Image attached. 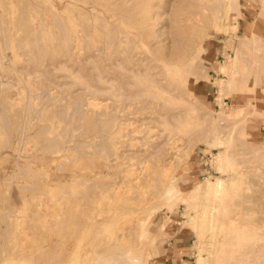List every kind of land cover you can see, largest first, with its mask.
<instances>
[{"label": "rangeland", "instance_id": "obj_1", "mask_svg": "<svg viewBox=\"0 0 264 264\" xmlns=\"http://www.w3.org/2000/svg\"><path fill=\"white\" fill-rule=\"evenodd\" d=\"M73 1L0 0V122L7 129L0 123V264H95L109 253L111 260L119 246L136 256L147 250L141 264H168L166 249L172 241L179 256L175 264H198L201 256L211 264H234L244 252H264V152L254 153L264 146L259 128L264 118L259 113L264 52L256 51L263 59L258 77L254 68L248 69L247 63H254L249 56L253 51L247 50L238 69L239 92L219 94V81L228 79L220 67L241 48L243 36L256 33L264 43L259 21L244 15L238 18L239 27L230 26L236 14L227 19L222 4L212 24L201 8L207 0ZM240 2L243 14L257 12L252 5L259 0ZM109 34L119 40L116 46L108 43ZM147 74L163 91L150 84ZM133 75H141L142 82H134ZM254 81L255 92H245ZM86 87L98 89V94ZM137 92L144 97H125ZM152 94L157 95L154 101ZM250 99L256 102L253 112L219 118L221 109L234 113ZM77 100L85 104L80 110ZM217 133L230 141L218 144V136L213 139ZM220 151L232 155L227 170L218 169ZM20 163L29 170L18 175ZM127 170H142L146 185L153 184L135 189L134 203L116 195L126 184ZM217 178L224 180L229 205L223 226L209 221L215 203L211 194L187 198L201 192L198 184ZM168 185L181 193L167 196ZM129 202L133 212L123 215ZM141 220L147 234L141 231ZM120 228L131 233L126 242L118 241ZM185 238L189 241L177 242Z\"/></svg>", "mask_w": 264, "mask_h": 264}, {"label": "bare ground", "instance_id": "obj_2", "mask_svg": "<svg viewBox=\"0 0 264 264\" xmlns=\"http://www.w3.org/2000/svg\"><path fill=\"white\" fill-rule=\"evenodd\" d=\"M77 1H79V0H74L73 2L74 3H76ZM263 1V3H264V0H262ZM262 1H261V3H262ZM60 2V1H59ZM205 3V2H204ZM203 3V4H204ZM258 3V2H257ZM224 5V7H223V9H226V13H225V15H226V17H227V19H228V16H229V14L230 13H232V12H234L235 14H236V16L234 17V19H233V21H228V23H229V25L230 26H236V27H239V25H238V18L239 17H243L244 16V14H243V12H242V4H241V2H240V0H207V2L202 6L201 4V8H202V10H203V12H204V14L205 15H208V18L210 17L211 18V23L212 24H214V23H216V20H217V18H218V15H217V12H219V7L221 6V5ZM263 5V4H262ZM84 7V6H83ZM89 7V6H88ZM264 7V6H263ZM86 8V7H85ZM99 8V7H98ZM256 8V7H255ZM100 9V8H99ZM7 13V12H6ZM7 15H8V13H7ZM6 15V16H7ZM106 15V14H105ZM199 15V14H198ZM107 16V15H106ZM108 19V18H107ZM121 19V18H120ZM241 20H242V18H241ZM80 21V20H79ZM112 21V20H111ZM59 23V22H58ZM247 23H250L249 21H246L245 22V25L247 24ZM47 24V23H46ZM120 24V23H119ZM252 24V23H251ZM57 25V24H56ZM61 25V24H60ZM59 25V26H60ZM63 26V25H62ZM62 26H61V28H62ZM28 27V26H27ZM7 29V28H6ZM25 29V28H24ZM31 29V28H30ZM1 30V29H0ZM63 30V29H62ZM159 30V29H158ZM26 31V30H25ZM33 31H32V29H31V31H30V33H32ZM7 33V32H6ZM56 33V32H55ZM58 33V32H57ZM30 36V35H29ZM116 35H114V34H109L108 35V37L106 38L107 39V41H108V43H111V42H113L114 43V45L117 43V42H119V40H117L116 39V37H115ZM6 37H7V35H6ZM40 37V36H39ZM244 38H246L245 40L243 39V40H241L240 41V46H241V48L235 53V55L233 56V57H231V60L229 61V64L228 65H224V66H221L220 67V70H221V72H223V74L225 73V75H228V79H221L220 81H219V87H220V89H219V94H220V97H222L223 95H225V94H231L232 92H239L237 89H236V81H237V79H238V77H239V75H241L240 73H239V70L238 69H240L239 68V65L240 64H242V66L244 65L243 64V62H245L244 61V57L243 56H241L243 53H245V52H247V50H249V51H253L252 52V54L253 55H249V56H253L252 58H253V63L254 64H248L247 63V65H249L248 66V69L249 68H254V71H253V73L255 74L256 73V75H254L255 76V78H256V76L258 77V75H257V72L258 73H260V68L258 67L259 65H260V63H262L261 61H263V59H261L259 56H258V54L256 53V51H263L264 52V43H263V41H261L262 39H261V36L259 35V34H253V36L252 37H245V36H243ZM26 38H28V36L26 37ZM27 40V39H26ZM127 40V39H126ZM76 41V40H75ZM96 41V40H95ZM4 42V41H3ZM58 42V41H57ZM248 43H250V44H252V47H251V45H249ZM1 44H3V43H1ZM79 45V44H78ZM3 46V45H2ZM116 46V45H115ZM124 46H125V43H124ZM132 46V45H131ZM64 47V46H63ZM65 49H67L66 47H64ZM41 49V48H40ZM5 50V49H4ZM42 51H44L43 49H42ZM41 51V52H42ZM99 51V50H98ZM97 51V52H98ZM100 51H101V49H100ZM123 51H124V49H123ZM129 51V50H128ZM248 51V52H249ZM255 51V52H254ZM69 52V51H68ZM0 53H2V51L0 52ZM5 53V52H4ZM32 53V52H31ZM247 54H249V53H247ZM262 53H260V55H261ZM0 55H2V54H0ZM245 55V54H244ZM33 56V55H32ZM139 58V57H138ZM251 58V57H250ZM71 59H74L73 58V54H72V52H71ZM95 60V59H94ZM116 60V59H115ZM91 61H93V60H91ZM117 61V60H116ZM141 60H139L138 62H140ZM3 62V61H2ZM89 62V61H88ZM248 62V61H247ZM10 63V62H9ZM116 63V62H115ZM119 63H120V61H119ZM2 64V63H1ZM121 64V63H120ZM94 65V64H93ZM1 66V65H0ZM12 66V65H11ZM141 66H143L142 65V63H141ZM3 67V66H2ZM97 68H98V66H96ZM115 67V66H114ZM240 67H241V65H240ZM116 68H117V66H116ZM125 68V67H124ZM75 69V68H74ZM120 69V68H119ZM251 69H249V70H251ZM127 70V69H126ZM125 70V71H126ZM131 70V69H130ZM150 70V69H149ZM244 69H242L241 68V70L240 71H243ZM248 70V71H249ZM77 71V70H76ZM93 71V70H92ZM96 71V70H95ZM37 72V71H36ZM94 72V71H93ZM127 72V71H126ZM137 72V71H136ZM149 72V71H148ZM17 73V72H16ZM77 73V72H76ZM75 73V71H73L72 70V74H75L74 76H78V74H76ZM101 73V72H100ZM99 73V74H100ZM103 73V72H102ZM139 73V72H138ZM247 73V72H246ZM150 74V73H149ZM149 74H147L148 75V77H147V80H149V82H150V84H152L153 86H156L157 88H159V89H162L161 88V86L159 85V83L157 82V81H155V79L153 80L152 79V76H149ZM249 74V73H248ZM42 75V74H41ZM130 75V74H129ZM151 75H153V74H151ZM29 76V75H28ZM95 76V75H94ZM140 76V77H139ZM139 76H136V75H133L132 76V80L134 81V82H136L135 80H140V78H142V76L141 75H139ZM34 77V76H33ZM65 77V76H64ZM79 77H82V76H79ZM71 78V77H70ZM144 78V77H143ZM254 78V77H253ZM254 78V79H255ZM39 79H41V78H39ZM60 79V78H59ZM100 79V81H102L101 79L102 78H99ZM145 79V78H144ZM70 80V79H69ZM85 80V79H84ZM108 80H110V79H108ZM108 80H106V82L107 83H109V81ZM115 80V79H114ZM141 81V80H140ZM98 82V81H97ZM105 82V83H106ZM142 82V81H141ZM8 83H10V82H8ZM7 83V84H8ZM74 83V82H73ZM77 83V82H76ZM80 83V82H79ZM128 83V82H127ZM239 83V82H238ZM0 84H2V83H0ZM3 84H5V83H3ZM83 84V83H82ZM101 84V83H100ZM9 85V84H8ZM7 85V86H8ZM11 85H12V83H11ZM56 85V84H55ZM69 85V84H68ZM79 84H77L75 87H77ZM107 85V84H106ZM115 85V84H114ZM130 84L128 83V85H127V87L129 86ZM131 85H133V84H131ZM134 85H135V83H134ZM143 85H144V82H143ZM142 85V86H143ZM149 85V84H148ZM250 85V84H249ZM256 85V83H255V81L254 82H252V84H251V91H245V92H255V86ZM3 86H6V85H2V88H5V87H3ZM72 87L74 86V85H71ZM70 86V87H71ZM81 86V85H80ZM117 86V85H116ZM145 86V85H144ZM147 86V85H146ZM145 86V87H146ZM11 87V86H10ZM10 87L8 88V89H10ZM70 87H68V88H70ZM83 87H85V86H83ZM90 87V86H89ZM137 87V86H136ZM1 88V87H0ZM12 88V87H11ZM87 88V87H86ZM129 88V87H128ZM144 88V87H143ZM237 88H238V86H237ZM88 89V88H87ZM102 89V88H101ZM105 89V88H104ZM118 89V88H117ZM117 89L116 90H114V91H117ZM78 90V89H77ZM97 90L98 89H93V88H90V89H88V91L87 92H92V93H97ZM2 91H4V89L2 90ZM102 91H103V89H102ZM119 91V90H118ZM161 91H163V89L161 90ZM39 92V91H38ZM37 92V93H38ZM78 92V91H77ZM86 92V91H85ZM121 92V91H120ZM119 92V93H120ZM113 93H115V92H113ZM118 93V92H117ZM241 93H244V92H241ZM74 94V93H73ZM98 94V93H97ZM100 94H104V93H99V95ZM162 94V93H161ZM46 95V94H45ZM106 95V94H105ZM109 95H111V94H109ZM118 94H116V96H117ZM123 95V94H122ZM144 94H141L140 92H137L136 93V95L134 96V97H132V96H128V95H124L126 98H127V100L129 99H137V100H140V96H142L141 98H143L144 96H143ZM170 95V94H169ZM72 96V95H71ZM77 96V95H76ZM95 96V95H94ZM123 96V97H124ZM128 96V97H127ZM38 97V96H37ZM82 97H84V96H82ZM122 97V98H123ZM152 99L151 100H155L156 99V97H157V95L156 94H152ZM163 97V96H162ZM180 97V96H179ZM45 98V97H44ZM73 98V97H72ZM168 98V97H167ZM172 98H175V97H172ZM111 99V98H110ZM125 99V98H124ZM164 99V98H163ZM171 99V98H170ZM222 99V98H221ZM69 100H71V98L69 99ZM73 100V99H72ZM89 100V99H88ZM123 100V99H122ZM157 100H159V99H157ZM178 100V99H177ZM27 101V100H26ZM117 101H121V100H117ZM136 101V100H135ZM161 101V100H160ZM101 102V101H100ZM111 102H113V101H111ZM129 102V101H128ZM138 102V101H137ZM178 102V101H177ZM76 103H77V107H78V109L80 110L81 108L80 107H82L83 105H85V104H83L82 103V101L81 100H77L76 101ZM95 103V102H94ZM103 103V101L101 102V104ZM242 103V102H241ZM3 104H5V102L3 103ZM69 104V103H68ZM86 104H87V102H86ZM98 104V103H97ZM118 104V103H117ZM126 104V103H125ZM154 104H156V103H154ZM163 104H164V102H163ZM171 104V103H170ZM26 105H27V102H26ZM104 105V104H103ZM131 105H132V103H131ZM133 105H134V103H133ZM162 105V104H161ZM166 105V103L164 104V106ZM123 106V105H122ZM156 106V105H155ZM170 106V105H169ZM28 107V106H27ZM30 107V106H29ZM38 107V106H37ZM84 107V106H83ZM100 107H102V106H100ZM124 107V106H123ZM122 107V108H123ZM128 107V106H127ZM190 107V106H189ZM1 108V107H0ZM26 108V107H25ZM103 108V107H102ZM170 108V107H169ZM191 108H193V109H195L194 107H191ZM29 109V108H28ZM35 109V108H34ZM73 109V108H72ZM85 110H87V109H89V108H84ZM93 109V108H92ZM91 109V110H92ZM104 109H105V107H104ZM114 109V108H113ZM124 109V108H123ZM158 109V108H157ZM256 109V102L253 100V99H250L247 103H245L244 105H242V106H238V109H237V111H235L234 113H232V112H230V111H227V110H224V109H221L220 111H219V113H218V116H219V118L221 119V120H226V119H229V118H231V117H241V116H243V115H245L247 112H253L254 110ZM78 110V111H79ZM102 110V109H101ZM100 110V111H101ZM134 110V109H133ZM147 110V109H146ZM24 111H26L25 109H24ZM62 111H63V109H62ZM82 111V110H81ZM84 111V110H83ZM99 111V113H102V112H100ZM125 111H126V109H125ZM145 111V110H144ZM87 112H89V111H87ZM107 112V111H106ZM121 112V111H120ZM123 112V111H122ZM131 112V111H130ZM148 112V111H147ZM7 113V112H6ZM31 113H32V111H31ZM73 113V112H72ZM71 113V114H72ZM82 113V112H81ZM111 113V112H110ZM109 113V114H110ZM155 113V112H154ZM23 114H24V112H23ZM37 114V113H36ZM79 114H80V112H79ZM83 114V113H82ZM148 114V113H147ZM6 115V114H5ZM12 115V114H11ZM23 116V115H22ZM98 116V115H97ZM110 116V115H109ZM7 118H8V116H6ZM13 117V116H12ZM24 117H27L26 119H28V116H25V114H24V116H23V118ZM69 117H71V115L69 116ZM107 117V116H106ZM198 117V116H197ZM65 118V117H64ZM78 118H79V115H78ZM81 118V117H80ZM146 118V117H145ZM186 118V117H185ZM25 119V118H24ZM24 119H23V123H24ZM25 119V120H26ZM70 119V118H69ZM107 119V118H106ZM111 119V118H110ZM175 119H176V117H175ZM174 119V120H175ZM181 119V118H180ZM187 119V118H186ZM5 120V119H4ZM120 120V119H119ZM133 120V119H132ZM146 120V119H145ZM161 120V119H160ZM173 120V121H174ZM178 121H179V119H177ZM190 120V119H189ZM195 120H196V118H195ZM121 121V120H120ZM147 121V120H146ZM152 121H154V120H152ZM156 121V120H155ZM182 121V120H181ZM180 121V122H181ZM3 122H6V121H3ZM9 122V121H8ZM13 122H14V120H13ZM12 122V123H13ZM112 122V121H111ZM127 122V121H126ZM134 122H136V121H134ZM145 121H143V123H144ZM148 122V121H147ZM1 123V122H0ZM11 123V124H12ZM17 123V122H16ZM117 123V122H116ZM115 123V124H116ZM120 123V122H119ZM122 123V122H121ZM138 123V122H137ZM157 123V122H156ZM161 123V122H160ZM178 123V122H177ZM2 124V123H1ZM4 124H7V123H4ZM9 124V123H8ZM15 124V123H14ZM34 124V123H33ZM136 124V123H135ZM3 125V124H2ZM21 125H23L24 126V124H21ZM118 125V124H117ZM124 125V124H123ZM159 125V124H158ZM161 125H163V124H161ZM172 125V124H171ZM4 126V125H3ZM13 126H16V125H13ZM22 126V127H23ZM27 125H25V127H26ZM127 126V125H126ZM135 126V125H134ZM148 126V125H147ZM5 127V129H4V131H6L7 129H6V126H4ZM3 127V128H4ZM9 127H10V125H9ZM118 127V126H117ZM131 127V126H130ZM138 127V126H137ZM11 128V127H10ZM50 128H51V125H50ZM50 128H48V129H50ZM116 128V127H115ZM123 128H125V127H123ZM12 129H14L13 127H12ZM18 129H21V128H18ZM17 129V127L15 128V130H18ZM23 129H24V127H23ZM108 129V128H107ZM106 129V130H107ZM114 129V128H113ZM131 129V128H130ZM146 129H148V128H146ZM10 130V129H9ZM51 130V129H50ZM105 130V131H106ZM116 130V129H115ZM124 130V129H123ZM14 130H12V132H13ZM22 131V130H21ZM24 131V130H23ZM108 131V130H107ZM114 131V130H113ZM15 132V131H14ZM13 132V133H14ZM25 132V131H24ZM50 132V131H49ZM20 133V132H19ZM104 133H107V132H104ZM123 133V132H122ZM121 133V134H122ZM1 134V133H0ZM23 134H25V133H20V135L22 136ZM13 135V134H12ZM90 135V134H89ZM105 135V134H104ZM125 135H126V133H124V136L123 137H125ZM129 135V134H128ZM11 136V135H10ZM24 137H25V135H23ZM93 136V135H92ZM96 136V135H95ZM107 136V135H106ZM160 136V135H159ZM218 136V137H217ZM54 137V136H53ZM52 137V138H53ZM109 137V136H108ZM122 137V136H121ZM122 137V138H123ZM135 137V136H134ZM214 137L216 138H218L219 140L217 141V143L218 144H225V143H228L229 141H230V139H228V140H225L221 135H220V133H217V134H215V136H213V139H214ZM22 138V137H21ZM121 138V139H122ZM23 139V138H22ZM21 139V141H23ZM25 139V138H24ZM59 139V138H58ZM92 139H93V137H92ZM120 138H118V140H119ZM128 139V138H127ZM160 139V138H159ZM8 140H10V138L8 139ZM55 140V139H54ZM106 140V139H105ZM123 140V139H122ZM101 141H103V140H101ZM8 142H11V141H8ZM18 142H20V140H18ZM50 142H52V141H50ZM67 142V141H66ZM107 142V141H106ZM111 142V141H110ZM165 142H167V141H165ZM164 142V143H165ZM212 142V141H211ZM103 143V142H102ZM115 143V142H114ZM20 144H22V142L20 143ZM27 144V143H26ZM25 144V145H26ZM80 144V143H79ZM82 144V143H81ZM96 144V143H95ZM170 144V143H169ZM168 144V145H169ZM5 145H6V143H5ZM66 145V144H65ZM64 145V146H65ZM105 145V144H104ZM113 145V144H112ZM166 145V144H165ZM24 146V145H23ZM60 146V145H59ZM99 146H100V144H99ZM102 146V145H101ZM143 146H145V145H143ZM20 147H22L21 145H20ZM25 147H27V145L25 146ZM62 147H63V144H62ZM62 147H61V149H62ZM170 147V146H169ZM177 147V146H176ZM18 148V147H17ZM52 148V147H51ZM69 148V147H68ZM107 148V147H106ZM168 148V147H167ZM109 149H110V146H109ZM114 149V148H113ZM149 149V148H148ZM30 150V149H29ZM145 150V149H144ZM168 150V149H167ZM147 151V150H146ZM159 151V149L157 150V152ZM24 152H26V151H24ZM29 152V151H28ZM28 152H26L25 154H27ZM106 152V151H105ZM122 152V151H121ZM143 152V151H142ZM169 152V151H168ZM264 152V146H262V147H258V148H255V150H254V153H255V155L256 154H259V153H263ZM123 153V152H122ZM171 153V152H170ZM124 155H125V153H123ZM107 155V154H106ZM115 155V154H114ZM152 155V157H151V159L152 158H154L155 156L154 155H157L156 153L155 154H151ZM253 155V154H252ZM118 156V155H117ZM126 156H127V154H126ZM135 156V155H134ZM139 156V155H138ZM158 156V155H157ZM163 156V155H162ZM217 160H218V169L219 170H227L230 166H231V163L233 162V158H232V155L231 154H229V153H226V152H224V151H220L217 155ZM109 157V156H108ZM149 157V158H150ZM160 157V156H159ZM127 158V157H126ZM119 159V158H118ZM146 160H148V158H145ZM159 159V158H158ZM165 159H166V157H165ZM107 160V159H106ZM113 160V159H112ZM116 160V159H115ZM127 160V159H126ZM164 160V159H163ZM171 160V159H170ZM14 161H16V160H14ZM111 161V160H110ZM155 161V160H154ZM157 161V160H156ZM167 161H169V160H167ZM113 162H115L114 160H113ZM147 162H149V160L147 161ZM170 162H172L173 163V160H171ZM16 163V162H15ZM29 163V162H28ZM32 163V162H31ZM115 163H117V161L115 162ZM118 163H120V162H118ZM156 163V162H155ZM154 163V164H155ZM161 163V162H160ZM21 165H20V167H21V171H20V173H18V171H17V173H18V175H20V174H22V173H25V172H27L28 170H29V168L28 167H26V166H22V163H20ZM152 164H153V162H152ZM159 164V163H158ZM170 164V163H169ZM175 164V163H174ZM16 165V164H15ZM32 165V164H31ZM111 165H112V163H111ZM110 165V166H111ZM148 165V164H147ZM147 165H146V167H147ZM156 165V164H155ZM171 165V164H170ZM113 166V165H112ZM149 166H151V165H149ZM159 166H161V165H159ZM169 166V165H168ZM167 166V168H170V167H168ZM20 167H18V169H20ZM33 167V166H32ZM164 167V166H163ZM44 168V167H43ZM141 168V167H140ZM143 168H144V166H143ZM148 168V167H147ZM155 168V167H154ZM153 168V169H154ZM158 168H160V167H158ZM144 169H146V168H144ZM144 169H143V171H144ZM39 170V169H38ZM156 170V169H155ZM133 170H127L126 171V176H127V180H125L126 181V184H123V189H120L119 188V190L117 191V193L118 194H116L117 196H119L120 198H121V200H124V202L126 203V202H128V201H130V202H133L134 200H136L137 198L136 197H134V196H132L133 195V193L134 192H136L135 191V189H140V188H144L145 187V185H146V183H145V177H144V175L145 174H142V173H144L142 170H140L141 172L139 173L138 171H136V173L135 172H132ZM165 171L166 170H161V173H162V175H164V173H165ZM41 172V171H40ZM138 172V173H137ZM133 173H135V175L133 174ZM158 173H160V172H158ZM148 174H152L151 172H149ZM156 174V173H155ZM166 174V173H165ZM14 175V174H13ZM17 176V175H16ZM26 176V175H25ZM50 176V175H49ZM149 176V175H148ZM13 177V176H12ZM125 177V176H124ZM144 177V178H143ZM159 177V176H158ZM164 177V176H163ZM9 178H11V177H9ZM16 178V177H15ZM18 178H20L21 179V177H18ZM47 178V177H46ZM122 178V177H121ZM152 178V177H151ZM154 178H155V176H154ZM7 179V178H6ZM14 178H12V180H13ZM125 179H126V177H125ZM148 179V178H147ZM153 179V178H152ZM159 179V178H158ZM121 180V179H120ZM154 180V182H156V180L155 179H153ZM164 180V178H162L161 180L159 179V181H163ZM124 181V182H125ZM169 181H170V179H169ZM240 180H236L235 182H239ZM168 182V181H167ZM166 182V183H167ZM158 183V182H157ZM164 183H165V181H164ZM122 184V183H121ZM120 184V185H121ZM163 184V183H162ZM168 184V183H167ZM170 184V183H169ZM114 185V184H113ZM112 185V186H113ZM149 185H151V184H149ZM149 185H146V187L147 186H149ZM153 185V184H152ZM151 185V186H152ZM77 186V185H76ZM75 186V187H76ZM111 186V187H112ZM119 186V185H118ZM117 185H116V187H118ZM161 186V185H160ZM165 186V185H164ZM23 187H28V186H23ZM110 187V186H109ZM29 188H31V187H29ZM113 188H114V186H113ZM126 188V189H125ZM150 188V187H149ZM161 188H164V187H161ZM166 188V187H165ZM195 188H197V189H200V191L201 192H198V191H193L191 194H190V196L189 197H187V198H189V199H197V198H199L200 196H205L206 194L208 195V194H211L212 195V197H213V199L215 200V203H214V205L211 207V209H210V211L208 212V214H209V221L210 222H212V224H213V226L215 225V224H218V226L219 225H221V226H223V225H226L227 224V215H228V209H229V205H228V198H227V196H226V190H225V188H224V180L223 179H221V178H217L215 181H212V180H207V181H205L204 183H200V184H198ZM125 189V190H124ZM158 189H159V186H158ZM108 190H109V188H108ZM107 190V191H108ZM113 190V189H112ZM115 190H117V189H115ZM146 190V189H145ZM151 190V189H150ZM162 190V189H161ZM114 191V190H113ZM153 192H154V189L152 190ZM156 191V190H155ZM106 192V191H105ZM110 192H112V191H110ZM115 192V191H114ZM147 192V191H146ZM160 192V191H159ZM164 192V191H163ZM174 192H176V193H181V191L180 190H177L175 187H173V186H171V185H168L167 186V189H166V191H165V194L167 195V196H171ZM59 193V192H58ZM136 193H138V192H136ZM156 193V192H155ZM109 194V193H108ZM160 194V193H159ZM61 195V194H60ZM60 195H58V196H60ZM135 195V194H134ZM138 195V194H137ZM137 195H135V196H137ZM180 195V194H179ZM138 196H140V195H138ZM153 196V195H152ZM151 196V197H152ZM155 196V195H154ZM157 196H159L158 194H157ZM161 196H164L163 194L161 195ZM112 197V196H111ZM178 198H181V197H179V196H177ZM136 198V199H135ZM155 198V197H154ZM154 198H152V199H154ZM156 198H158V197H156ZM155 198V199H156ZM166 198V197H165ZM111 199H113V198H111ZM115 199V198H114ZM149 199H150V197H149ZM175 199V198H174ZM173 199V200H174ZM40 200H41V198H40ZM170 200H172L171 198H170ZM150 201H151V199H150ZM150 201H148V202H150ZM56 202H57V199H56ZM122 202V201H121ZM129 202V203H130ZM147 202V203H148ZM134 203V202H133ZM137 203V202H136ZM131 204V203H130ZM140 204V203H139ZM145 204V203H144ZM151 205V204H150ZM127 206V205H126ZM132 204H131V206L129 205V206H127V209H125V211L124 212H122L123 213V215H128L129 214V216H130V213H132L133 212V210H132ZM119 208V207H118ZM125 208V207H124ZM139 209V208H138ZM143 209H146L145 207H143ZM143 209H141V210H143ZM147 210V209H146ZM11 213V212H10ZM111 213V212H110ZM114 213V212H113ZM119 213V212H118ZM112 214V213H111ZM8 215H10L9 213H8ZM12 215V214H11ZM115 215V214H114ZM122 215V216H123ZM110 216V215H109ZM113 216V215H112ZM133 216H134V214H133ZM199 216V215H198ZM107 217V216H106ZM106 220V219H105ZM107 220H108V218H107ZM148 222V221H147ZM142 225H141V231H143V234H147V230L145 229L146 227H144L145 226V223H146V221H142L141 220V222H140ZM139 223V224H140ZM124 224V223H123ZM211 227V226H210ZM119 229V228H118ZM130 229V228H129ZM116 231H117V229H116ZM120 231H121V233H119L117 236H118V241H124V242H126L127 241V236L129 237L130 236V231L127 229V231H125L124 229H121L120 228ZM117 232H119V231H117ZM137 236V235H136ZM140 236V235H139ZM143 236H146V235H143ZM141 237V236H140ZM144 238V237H143ZM141 239V238H140ZM139 239V240H140ZM145 239H148V238H144L143 240H145ZM109 240V239H108ZM138 240V241H139ZM142 240V241H143ZM117 241V240H116ZM141 241V240H140ZM105 242V241H104ZM134 242V241H133ZM121 243V242H120ZM144 243V242H143ZM148 243V242H147ZM253 242H250L249 243V245H251ZM146 244V243H145ZM151 244V243H150ZM126 245H128V243L126 244ZM126 245H124V246H126ZM141 245V244H140ZM144 245V244H143ZM148 245V244H147ZM146 245V246H147ZM116 247V246H115ZM114 247V248H115ZM127 247H131V246H127ZM136 247V246H135ZM119 250L117 251V255L116 256H114V255H112V256H110V257H112L111 258V260L109 259V257H106L107 255L109 256V254H107V255H105L104 256V258L102 259L101 258V260L99 261L98 260V262H97V260L95 261L94 260V262H95V264H109L110 262L112 263V264H120V263H122V264H141V262H143L144 260L143 259H146V257H147V255H146V251L147 250H145L144 251V253H143V251H142V253L141 254H138L137 256L136 255H133V254H131L129 251H127V250H125L124 248L125 247H123L122 248V246H119ZM132 248V247H131ZM141 248V247H140ZM139 248V249H140ZM143 248V247H142ZM141 248V249H142ZM251 248H253V249H255V246H251ZM138 249V250H139ZM110 250V249H109ZM129 250H130V248H129ZM132 250V249H131ZM130 250V251H131ZM256 251L255 252H257V254L256 255H251L250 254V251L249 252H244V253H242L239 257H238V260H237V262H235L234 264H264V252H262V248L261 249H259V250H257V249H255ZM112 252V251H111ZM113 252H115V250L113 251ZM138 253V252H137ZM136 253V254H137ZM119 255V256H118ZM209 258H210V256H209ZM113 259V260H112ZM143 260V261H142ZM97 262V263H96ZM91 263V262H90ZM198 264H211V262H210V260L208 259V258H205L204 256H201L200 258H199V261H198Z\"/></svg>", "mask_w": 264, "mask_h": 264}, {"label": "crops", "instance_id": "obj_3", "mask_svg": "<svg viewBox=\"0 0 264 264\" xmlns=\"http://www.w3.org/2000/svg\"><path fill=\"white\" fill-rule=\"evenodd\" d=\"M261 1L262 0H259V2L257 3H253L254 5H252V3H251V5H252V7L257 11V12H254L252 9H249V10H246L247 11V13L245 12L244 13V15L246 16V17H248V19H250L251 21H252V19H255L256 21L258 20L259 21V23H260V29L261 30H264V11L262 10V8H263V6H264V4H263V1H262V3H261ZM263 4V5H262ZM256 7V8H255ZM263 11V14L262 15H260V12H262ZM260 109H259V113L260 114H264V103H261L260 104ZM259 128H260V131H261V133L262 134H264V118H263V120H261V122H260V125H259ZM184 235V234H183ZM183 237H185V236H183ZM187 242V241H189V239H187V238H185V239H179V240H177V242L179 243V244H181V243H183V242ZM178 243H176V244H178ZM185 244V243H184ZM174 243H173V241L168 245V247H167V252H166V258H165V261L166 262H168V264H175L174 263V260H177L178 261V259H179V256H178V254L176 255L175 253H176V251L174 250ZM184 255H186V254H184ZM183 257V256H182ZM182 260V259H181ZM184 261V260H183ZM186 264V263H185Z\"/></svg>", "mask_w": 264, "mask_h": 264}]
</instances>
